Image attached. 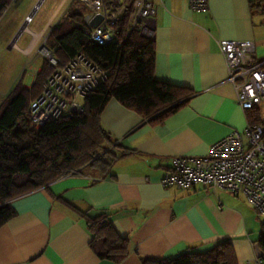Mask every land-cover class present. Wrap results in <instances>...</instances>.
<instances>
[{
  "label": "crops",
  "instance_id": "0c3cea01",
  "mask_svg": "<svg viewBox=\"0 0 264 264\" xmlns=\"http://www.w3.org/2000/svg\"><path fill=\"white\" fill-rule=\"evenodd\" d=\"M152 1L153 75L195 95L158 124L110 99L101 126L129 154L117 156L105 176L78 171L13 199L16 215L0 226V264H142L144 258L202 252L223 239L230 240L233 264L254 263L264 215L242 195L202 184L163 187L159 180L173 156L204 155L211 144L246 126L217 40H253V57L264 61V0H208L203 10L191 9L187 0ZM31 43L18 51L27 55ZM78 211L104 214L128 239L129 254L118 263L98 258Z\"/></svg>",
  "mask_w": 264,
  "mask_h": 264
},
{
  "label": "trees",
  "instance_id": "16d2710c",
  "mask_svg": "<svg viewBox=\"0 0 264 264\" xmlns=\"http://www.w3.org/2000/svg\"><path fill=\"white\" fill-rule=\"evenodd\" d=\"M13 0H0V16ZM84 9L74 10L52 26L54 55L59 66L77 53L108 71L105 81L82 100L83 111L50 119L39 128L31 123L30 103L38 97L54 68L43 61L30 87L20 82L0 103V226L16 215L11 201L72 170H94L105 176L117 156L129 154L101 126L100 114L114 98L137 111L151 124L161 123L195 95L185 86L157 80L153 75L155 48L153 39L122 26L121 42L99 45L89 39L83 20ZM264 70V64L262 65ZM251 123L259 122L256 112L246 113ZM112 145L116 149H106ZM117 149H121L120 154ZM104 156V157H103ZM108 156L109 160H105ZM85 217L92 233L90 246L100 259L118 263L129 254V241L120 236L104 214ZM257 256L264 259V221L255 242ZM234 251L229 239H223L205 251H186L173 258H144L142 264H233Z\"/></svg>",
  "mask_w": 264,
  "mask_h": 264
},
{
  "label": "built area",
  "instance_id": "2783aa9c",
  "mask_svg": "<svg viewBox=\"0 0 264 264\" xmlns=\"http://www.w3.org/2000/svg\"><path fill=\"white\" fill-rule=\"evenodd\" d=\"M76 1L84 9L86 33L96 44L119 46L123 23L128 32L136 31L145 38H154L152 0ZM207 1L187 0V3L193 10H203ZM97 17L100 21L92 26L91 22ZM26 18V23L31 21ZM25 31L33 37L27 25ZM45 42L46 38L40 54L54 70L43 83L38 97L30 103L29 119L36 128L50 119L81 113L83 98L108 76L107 70L83 53H77L59 66L54 49L47 47ZM217 43L236 103L245 114L256 112L259 122L251 123L246 117L247 123L242 130H232L211 144L204 155L173 156L159 184L178 188L202 184L212 191L218 189L242 195L258 215H264V61H256L253 57V40H217ZM10 47L19 49L15 42H11ZM77 172L72 170L70 173ZM253 264H264V259L256 256Z\"/></svg>",
  "mask_w": 264,
  "mask_h": 264
},
{
  "label": "rangeland",
  "instance_id": "374dc122",
  "mask_svg": "<svg viewBox=\"0 0 264 264\" xmlns=\"http://www.w3.org/2000/svg\"><path fill=\"white\" fill-rule=\"evenodd\" d=\"M38 1L13 0L6 6L0 16V100L7 97L19 82L27 87L33 84L36 73L45 60L40 54V47L43 45L45 38V45L53 49L52 43L54 39L53 37L48 38L52 26L61 22L74 10H83V6L76 0H66L52 20L48 22L47 20L60 0H42L36 6ZM30 14L31 21L26 23L27 18L25 16ZM23 24H26L27 28L33 31V34L35 32L38 33L40 30L43 31V36H40L31 50L27 52V55L20 53L18 49L10 47V43ZM31 38L26 31H23L17 36L15 43L23 48ZM107 148L109 150L116 149L112 145H107ZM105 160H109V157L106 156ZM262 217L264 219V216Z\"/></svg>",
  "mask_w": 264,
  "mask_h": 264
},
{
  "label": "water",
  "instance_id": "95a60500",
  "mask_svg": "<svg viewBox=\"0 0 264 264\" xmlns=\"http://www.w3.org/2000/svg\"><path fill=\"white\" fill-rule=\"evenodd\" d=\"M41 1H42V0H39L36 6H38V5L41 3ZM29 17L31 18V14L29 15ZM99 21H100V17H97V18H95V19L91 22V25H92V26H96V25L98 24ZM25 29H26V24H23V25L20 27V29L18 30V32H17V34H16V36L14 37V39H13L12 42H15V39L17 38V36H18L21 32L25 31Z\"/></svg>",
  "mask_w": 264,
  "mask_h": 264
},
{
  "label": "bare ground",
  "instance_id": "6f19581e",
  "mask_svg": "<svg viewBox=\"0 0 264 264\" xmlns=\"http://www.w3.org/2000/svg\"><path fill=\"white\" fill-rule=\"evenodd\" d=\"M29 19H30V17H28V20H29ZM42 34H43V32H42ZM42 34H41V35H42ZM39 36H40V35L37 34V33H35V35H33V37H34V38H32L33 41L31 40L32 43L30 42V43H31V46L35 43V41L38 39ZM39 38H40V37H39ZM29 45H30V44H29ZM26 49H27V48H26Z\"/></svg>",
  "mask_w": 264,
  "mask_h": 264
}]
</instances>
